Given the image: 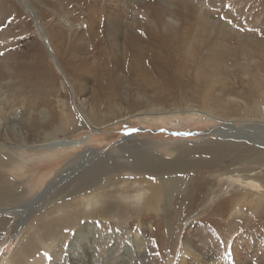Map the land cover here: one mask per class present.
Returning <instances> with one entry per match:
<instances>
[{
  "label": "rangeland",
  "instance_id": "obj_1",
  "mask_svg": "<svg viewBox=\"0 0 264 264\" xmlns=\"http://www.w3.org/2000/svg\"><path fill=\"white\" fill-rule=\"evenodd\" d=\"M104 1L107 0H0V108L7 111L0 116V147L21 146L20 140L8 133L13 123L26 133L28 145L43 143L46 133H50L51 141H83L72 148L27 150L23 157L16 155V163L4 171L7 178L15 181L16 189L10 194L21 200L18 205L25 197L34 198L24 212L40 209L36 217L47 213L45 219L61 230L54 236L46 235L33 222L35 217L22 225L19 219L9 222L1 230L0 264H192L188 253L193 250L218 253L222 258L235 251H247L250 256L255 251L264 252V190L245 187L248 180L237 177V172L234 176L245 182L241 186L232 183V175L222 178L220 172L210 168L212 163L182 167V160L176 158L178 151L172 152L207 141L208 146L219 148L224 143L216 134L222 129L223 119L191 113L204 111L200 105L181 106L184 94L190 95L189 87L195 89L194 76L186 72L182 76L186 82L181 87L163 88L158 96L152 89H144L132 74V64L144 68L154 65V53H164L175 66L188 45L195 49L185 44L170 51L163 44L168 35L181 38L186 11L178 5L174 7L178 22L167 26L163 7L169 5L161 0H139L136 9L144 14L137 15L139 24L129 31L131 35L124 36L119 47L108 40L106 21L99 19ZM193 3L210 8L214 17L254 46L264 43V0ZM194 21L193 26H199ZM173 102L180 103L181 108L173 107ZM151 104L170 111L144 117ZM86 116L102 126L109 118L123 117L124 122L98 132L89 127ZM259 129L256 136L263 140L264 129ZM216 139L220 142L210 143ZM246 146L242 143L232 154L247 153L258 144ZM88 150H96L103 158ZM233 155L219 162V169L229 165ZM136 159L140 167H134L133 173L124 171L129 180H113L108 193L101 192L103 182L94 187L101 188L99 194L88 195L90 190L75 193L89 179L112 171L114 162ZM165 159H177L179 164L174 166L181 167L182 174L163 175L171 168V162ZM71 161L76 170H66L53 181ZM155 164L161 167L158 172ZM158 173L169 178L172 188L165 189L163 200L154 210L153 206L146 207L152 196L149 181ZM199 174L205 181H199ZM57 181L59 184L53 185ZM106 204H110L109 208ZM110 210L112 213H108ZM71 220L74 222L69 223ZM19 226L20 232L16 230ZM28 230V235L33 233L30 244ZM252 260L251 264L259 263Z\"/></svg>",
  "mask_w": 264,
  "mask_h": 264
},
{
  "label": "bare ground",
  "instance_id": "obj_2",
  "mask_svg": "<svg viewBox=\"0 0 264 264\" xmlns=\"http://www.w3.org/2000/svg\"><path fill=\"white\" fill-rule=\"evenodd\" d=\"M138 1L139 0L104 1L106 3L105 5L103 4V7L100 10L102 11V13L98 15H99V19L103 18L106 21L105 23L106 24L105 32L107 34L106 36L112 44L115 43L117 46L120 47V45L122 44L121 42H123L124 36H126L127 34L131 35V33L133 32L129 33V31L134 29L133 27L135 25L139 24L138 22L139 20H137V15L144 14V12L136 9ZM194 1L195 0H161V2H165L167 5H169V7L166 6L163 7L164 14L165 16L168 17V20H165V24L167 26H172L173 22L175 21L178 22L177 20L178 18H176L177 16L175 12L173 13L174 7H177L178 5L183 10L186 11V17H184L185 21L184 23H182L183 29L181 30V31L184 30L183 31L184 33L182 32L183 34H181L180 36L181 38H176V37L174 38L168 35L164 39L163 44L170 51H175L179 49V45H185V44H190L191 46L195 47V49L189 47L188 45V49L186 48L187 51H184L182 53L183 57L180 58L181 61L179 60L176 63L177 65L175 66L172 65L173 62L172 60L170 61L169 58L164 57L163 55L164 53L163 54L161 52L154 53L153 54V57L155 58L154 65H152L151 67L149 66L148 68H144L141 65L132 64L131 65L133 69L132 74L135 76L136 80L144 87V89L145 88L152 89L159 96L163 88L172 89L173 87L174 89L175 86L181 87V85L186 82L185 80L182 81L183 78L182 76L183 75L186 76L185 74L186 72H191L197 83L194 86L195 89H193L192 87L190 88L189 86L191 84L189 85L188 83V87H189L188 91L190 95L184 94L182 98L183 105L181 106H185L186 108H189L193 104L200 105L204 111L194 112L192 110L191 113L193 114L199 113L202 115H207V117L213 119L214 118L223 119L224 121L222 122L223 123L222 129L216 132V134L219 137V140L222 142L216 139V140H211L210 143L212 144L214 143V141H218L221 144L223 142L224 143L223 146L219 148V147H213V145L208 146L207 145L208 141H207V143H205L204 145H199V146L197 145L194 147H190L189 145H186L187 148L180 147L181 149H173V151L172 150L171 151L172 152H175V150L176 152L178 151L179 156L176 158L182 160V161L179 160L182 167L188 165L189 167L193 166L197 164L196 162L206 163L207 165H210L212 163L213 166H210V168H212L216 172H220L219 176H221L222 178H224V176L226 175L228 176L232 175L229 176L232 183H236V184L238 183L237 185H239L240 183V186L241 184L245 183L241 180L243 178L245 180H248V182L245 183V187L256 190H264V138H262L263 140H261L260 139L261 137L260 138L257 137L255 133L257 130H260L259 128L264 129V43H258L257 45L254 46L247 39H245L246 37L245 38L243 37L244 35H241L238 31L236 32L234 28H231L230 26L223 24L219 19L214 17V14L211 12L210 8L207 9L206 7H203L202 4L197 5L193 3ZM191 19L193 20V22H195L194 20H196L199 26L195 27V24L193 26ZM186 46L187 45H185V47ZM194 50H196L195 54H194ZM203 93H210L213 96L207 97V95L205 94L204 96ZM202 94L203 97L201 96ZM173 103H174L173 107L181 108V106L179 105L180 103H176V102ZM151 105L152 106L148 110H146L148 112L147 113L145 112L143 114L144 117L146 116L149 117L153 115L162 116L170 111L169 109H164L163 107H161L162 105L161 106L157 104H151ZM178 105L180 107H177ZM5 112H7L5 109L0 108V116ZM86 117L87 118L85 120L88 123L89 127L92 130L93 128H95L94 130L98 132H100L105 128L113 127L124 122L123 117L120 118L118 117V119L115 120H111V118H109V122L107 123V125L103 123L105 126L104 125L102 126V125H96V122L93 121L90 116H86ZM238 124H244L245 127L240 128ZM10 127L11 130L8 131V133L13 134L15 138L17 137L20 140L19 144L21 146L18 147L17 145V147L15 146L0 147V171L3 170V173L0 174V206L6 205L4 208L0 207V236L2 232L1 230L5 229L8 226L9 222L19 219L20 220L19 222H21L22 225L25 222H27L31 217L36 218L35 220H33V222L38 224L42 232H45L46 235L54 236L55 234H57V232L61 230V228H56L57 225H54L51 222L47 221L48 219H45L48 216L47 213L44 215V217L42 216L36 217L40 209L38 210V212L25 213L24 210L30 206L29 204L31 201L34 200V198H30L29 196L25 197L23 203L21 205H18V203L21 200L19 199L15 200L12 194H10L14 189H16L15 181H11L9 178H7L4 171L7 168H9L11 165L16 163L15 160L16 155L19 157H23L22 155L27 150L39 149V150L48 151V150H54L60 148L63 149L72 148L75 146H79L80 144L83 143V141H77V142H71V140L51 141L50 133H46V137L43 143L42 142L38 143L39 141L38 142L35 141L32 145H28L26 141V135H25L26 133L24 134L20 126L13 123V125ZM228 131L230 132L229 134H227ZM8 140H10V138H8ZM252 142L257 143L259 148L258 147L254 148L257 146L256 145L253 147V149L251 147L250 151H248L247 153H243V154L240 153L233 155L236 151L235 149L238 148V146H241L242 143L245 144L246 146L251 144ZM134 144L136 145L138 144V142L135 141ZM142 150L143 149H141V151ZM88 151H91V154L97 153L96 150H88ZM239 152L241 151L239 150ZM157 154L153 153V155H157ZM232 155L233 158L232 160L230 159L231 160L230 164L229 165L223 164L224 165L222 166L223 168L219 169L221 165L220 163L223 160H225L226 157ZM95 156L98 158L99 157L103 158V154L101 153H97L95 154ZM186 156H191V157L200 156V158L190 159V160L186 158L188 160L186 161V159L184 160ZM207 156H209L210 159L208 158L207 160ZM79 157H81V155ZM79 157L76 159H79ZM177 159L175 160L165 159L166 161H168L167 163L171 162V165L169 166L171 168L168 169L170 171H167L163 175L170 173L182 174L183 171L180 170L182 169L180 165H179L180 169L179 168L176 169L174 166L175 164H179ZM80 161L81 160L79 159V162ZM106 161H108V159H106ZM138 161L139 159H136V161L133 162L130 161L125 163L114 162V164L112 165L113 168L111 167L112 171L106 172L103 176L100 175L102 176V179L99 178L100 176L98 175L97 177H94L92 179L89 180L86 179L88 181L83 183L82 186L78 188L80 190L75 193L84 194L88 192L87 190H90V192H88V195L90 193H95V192L99 194L98 192L99 189L101 188L98 187L100 186L97 187L98 190H96L94 187L97 186L100 182H103L101 184L105 185L102 188L103 191L101 192L108 193V191L111 190L108 189V187L110 188V186H112L111 182L113 180L115 179H117L118 181L119 180L122 181L123 179L126 181L129 180L127 179L128 177L126 175H123V172L128 171L129 173H133L132 170H134V167L136 168L140 167ZM74 163L76 164V162ZM72 164L73 161L69 162L66 165L65 170H59L58 173L56 172L57 175L53 181L58 179V177L61 174H63L66 170L68 173H70L73 170H76L75 167H73L74 165ZM142 168L140 169L142 170ZM154 168L157 172L161 169V167L158 164H155ZM98 169H101V167ZM135 171L137 173H142L137 170ZM243 171H246L247 174L243 175L244 173H241ZM236 172H237L236 174L237 177L239 176H243V177L241 179L235 177L234 174ZM163 175L158 173L157 175H154V177L152 176L153 179L149 181L151 182L149 186L151 187L152 190L151 192L152 196H150V204L147 205L146 208H150L151 206H153L154 210L157 209L165 196V189H169L170 187L169 190H171L172 186L171 183L168 181L169 178L162 177ZM233 176L236 180H233ZM118 178H123V179H118ZM185 179L186 178H184V180ZM198 179L199 181H205V179L202 178L200 174L198 175ZM146 180L148 181V179ZM178 180H181V178ZM257 181H259L260 183L259 184L256 183ZM59 182L60 181H57V183L54 184L51 183L48 186V189L50 188V186L52 187V184L56 186L59 184ZM226 183H228V181ZM92 188H94L95 190ZM91 189L93 191H91ZM227 189L229 190V188ZM38 197L41 198L43 197V195H40ZM85 197H87V195ZM106 197L104 198L106 199ZM47 203L49 204V202ZM47 203L44 205L45 207ZM118 203L120 204L121 202ZM107 205L109 206L110 204H106V207H108ZM44 206H42V208ZM108 213H112V210H110V212ZM126 213L127 212H125V214ZM40 221H42L44 224H41ZM73 222L74 220L69 221V223H73ZM16 230L20 232L21 226L17 227ZM28 233L29 230L27 231V236L31 237V238L29 237L30 240L28 242V244H30V241L33 237V233H30L29 235ZM187 252L188 251L186 250L185 253L187 254ZM260 252L255 251L254 256H250L247 255V251L246 252L235 251L231 256L222 258V256L219 255L218 253H213V252L206 253L200 250H193L188 253V256H190L189 259L191 260L192 264H251L253 262L252 259H255L257 263L259 262L258 264H264V252L261 253ZM249 258L250 260H248Z\"/></svg>",
  "mask_w": 264,
  "mask_h": 264
}]
</instances>
